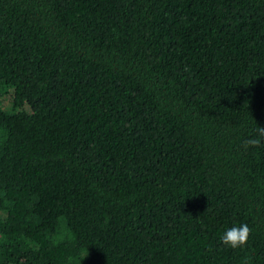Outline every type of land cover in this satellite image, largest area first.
<instances>
[{
    "label": "trees",
    "instance_id": "trees-1",
    "mask_svg": "<svg viewBox=\"0 0 264 264\" xmlns=\"http://www.w3.org/2000/svg\"><path fill=\"white\" fill-rule=\"evenodd\" d=\"M8 88L0 264H264V0H0Z\"/></svg>",
    "mask_w": 264,
    "mask_h": 264
},
{
    "label": "clouds",
    "instance_id": "clouds-1",
    "mask_svg": "<svg viewBox=\"0 0 264 264\" xmlns=\"http://www.w3.org/2000/svg\"><path fill=\"white\" fill-rule=\"evenodd\" d=\"M259 132L264 136V128L260 127ZM258 143V140H249L245 147L256 146ZM250 234L251 229L246 223L233 226L221 236V243L231 249H238L247 245Z\"/></svg>",
    "mask_w": 264,
    "mask_h": 264
},
{
    "label": "rangeland",
    "instance_id": "rangeland-1",
    "mask_svg": "<svg viewBox=\"0 0 264 264\" xmlns=\"http://www.w3.org/2000/svg\"><path fill=\"white\" fill-rule=\"evenodd\" d=\"M10 92L11 89L8 88L6 91L0 93V104L4 109H9L10 107Z\"/></svg>",
    "mask_w": 264,
    "mask_h": 264
}]
</instances>
